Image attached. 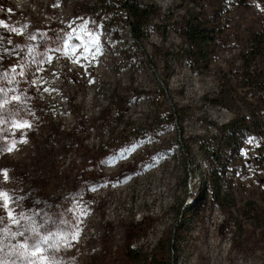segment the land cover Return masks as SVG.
I'll return each instance as SVG.
<instances>
[{"label":"rangeland","instance_id":"obj_1","mask_svg":"<svg viewBox=\"0 0 264 264\" xmlns=\"http://www.w3.org/2000/svg\"><path fill=\"white\" fill-rule=\"evenodd\" d=\"M124 1L0 0V261L264 264V140L218 132L251 112L239 48L201 74L177 54L186 1L135 0L155 11L140 43ZM229 9L261 22L257 0ZM215 169L226 210L203 196ZM43 236L55 251L21 247Z\"/></svg>","mask_w":264,"mask_h":264},{"label":"trees","instance_id":"obj_2","mask_svg":"<svg viewBox=\"0 0 264 264\" xmlns=\"http://www.w3.org/2000/svg\"><path fill=\"white\" fill-rule=\"evenodd\" d=\"M187 2L183 15L177 20L175 33L183 45L178 47L179 57L188 61L192 70H199L201 74L208 73L211 67L218 68L217 55L220 49L238 47L239 65H234V72L237 75L236 83L243 89V100L248 95L253 103H249L251 110L248 119L242 117L241 123L234 121L222 126L218 132L224 137L226 145L234 151L239 144L252 136L264 140V0H257L259 11L256 17L243 15L242 11H231L229 7L243 10L251 5V0H182ZM189 6H192L189 9ZM122 9L126 13L130 35L135 43L144 39V27L148 24L154 7L142 5L135 0H125ZM164 82V81H163ZM218 96L222 98L230 87L228 83L218 85ZM227 97V96H226ZM222 102V100H221ZM220 102V103H221ZM246 103V104H245ZM254 108H251L253 107ZM260 111L261 115L256 112ZM238 120V119H237ZM247 120V121H246ZM222 157L224 155L222 154ZM222 157L216 159L221 162ZM212 173L215 176L211 189H204V198L208 197L212 204L220 210H226L232 197L224 193L219 185V172ZM222 173V169H221ZM248 219L255 220L254 215ZM137 253L129 249V254ZM206 253H208L206 251ZM139 264V262H136ZM141 264H148L145 258Z\"/></svg>","mask_w":264,"mask_h":264},{"label":"snow or ice","instance_id":"obj_3","mask_svg":"<svg viewBox=\"0 0 264 264\" xmlns=\"http://www.w3.org/2000/svg\"><path fill=\"white\" fill-rule=\"evenodd\" d=\"M2 23V22H0ZM2 107V106H0ZM20 127H27V125H20ZM11 150V149H9ZM125 158V154L121 153L119 157H117V159H122ZM0 207H3V202L0 201ZM9 216H11V213H8ZM4 221L2 219H0V224H3ZM33 231H35V229H33ZM0 235H3L2 232H0ZM20 235H23V233H21ZM46 245L47 247H42ZM21 247H30L33 250V255L35 256L37 253H44L45 255H47L50 251H55L56 247L54 244H50L49 243V237L48 236H43L40 237L39 240H37L34 243H29L28 241H25L24 244H21ZM3 249L0 248V251H2ZM49 259H51V257H49ZM0 264H4L3 261H0ZM33 264H35V262H33ZM54 264V262H53Z\"/></svg>","mask_w":264,"mask_h":264},{"label":"built area","instance_id":"obj_4","mask_svg":"<svg viewBox=\"0 0 264 264\" xmlns=\"http://www.w3.org/2000/svg\"><path fill=\"white\" fill-rule=\"evenodd\" d=\"M12 58H13V59H14V58H16V59H18V60H19V57H16L15 55H13V57H12Z\"/></svg>","mask_w":264,"mask_h":264}]
</instances>
